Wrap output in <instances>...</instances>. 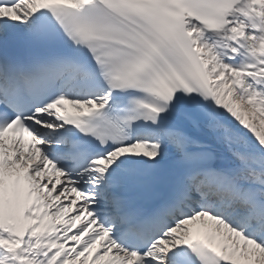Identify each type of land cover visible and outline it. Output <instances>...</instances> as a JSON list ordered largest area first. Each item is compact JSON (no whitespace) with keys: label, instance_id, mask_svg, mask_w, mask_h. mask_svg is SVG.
Returning <instances> with one entry per match:
<instances>
[{"label":"snow or ice","instance_id":"obj_1","mask_svg":"<svg viewBox=\"0 0 264 264\" xmlns=\"http://www.w3.org/2000/svg\"><path fill=\"white\" fill-rule=\"evenodd\" d=\"M0 264H264V0H0Z\"/></svg>","mask_w":264,"mask_h":264}]
</instances>
